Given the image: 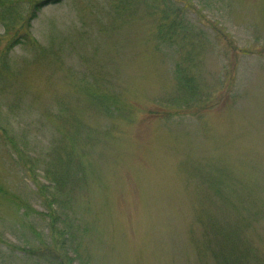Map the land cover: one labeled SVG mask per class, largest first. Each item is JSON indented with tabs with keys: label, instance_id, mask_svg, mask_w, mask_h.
<instances>
[{
	"label": "rangeland",
	"instance_id": "374dc122",
	"mask_svg": "<svg viewBox=\"0 0 264 264\" xmlns=\"http://www.w3.org/2000/svg\"><path fill=\"white\" fill-rule=\"evenodd\" d=\"M1 1L0 264H264V0Z\"/></svg>",
	"mask_w": 264,
	"mask_h": 264
},
{
	"label": "trees",
	"instance_id": "16d2710c",
	"mask_svg": "<svg viewBox=\"0 0 264 264\" xmlns=\"http://www.w3.org/2000/svg\"><path fill=\"white\" fill-rule=\"evenodd\" d=\"M58 1H60V0H56V2H58ZM8 7H9V9L12 8L11 6H8ZM0 8H2V1L1 0H0ZM9 9L6 7L5 9L3 8L2 10H0V18L1 19L2 18L4 20L7 19V15L11 12V10H9ZM176 12H177V10L174 13H176ZM170 16H171V18L169 20V23L170 24L171 23H175V22H177V24H179V21H180L179 18H178L179 21L177 20L178 15H177V17L175 16V14L170 15ZM15 42H17V41H15ZM178 73L181 74V77L178 78L179 87H181L180 89L186 91L187 94L189 93V95H190L189 97L195 96V95L198 96V94H199L198 89L195 86H193L192 84H188L187 83V78L185 77V75L182 74V71L180 69L178 70ZM60 172L61 171H58L57 170V166H55L54 163L49 164L48 165V168H46V170H45V174L47 175V178L49 179V181L51 179V182H55V183L56 182L58 183V176L60 175ZM46 186H47L46 184H42L41 183V185L39 187L41 188V190H43L44 188H46ZM48 207H49V215L52 218V221L54 222V220H56V218L58 216H60V215L55 210V208L53 207L52 204H49ZM54 225H55V222L52 223V226L55 228ZM35 250L36 251H32L33 254H35V253H43V248L40 247V246H38L37 248H35ZM58 256L59 255H57V256L54 257L55 264H68V261H66L61 256L60 257H58ZM69 259H71V258H69Z\"/></svg>",
	"mask_w": 264,
	"mask_h": 264
}]
</instances>
